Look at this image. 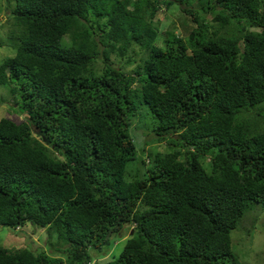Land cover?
I'll list each match as a JSON object with an SVG mask.
<instances>
[{
  "label": "trees",
  "instance_id": "1",
  "mask_svg": "<svg viewBox=\"0 0 264 264\" xmlns=\"http://www.w3.org/2000/svg\"><path fill=\"white\" fill-rule=\"evenodd\" d=\"M198 1L12 0L0 86L25 117L0 118V230L57 242L22 233L0 264H92L132 229L104 264H243L231 231L264 207V0ZM173 4L180 34L155 20Z\"/></svg>",
  "mask_w": 264,
  "mask_h": 264
},
{
  "label": "rangeland",
  "instance_id": "2",
  "mask_svg": "<svg viewBox=\"0 0 264 264\" xmlns=\"http://www.w3.org/2000/svg\"><path fill=\"white\" fill-rule=\"evenodd\" d=\"M11 5L12 0H0V63L4 58L10 57L15 53L14 47L12 46L14 43H12V39L8 36L9 32H6L10 29ZM193 5L195 7L198 6L199 1L193 0ZM183 17H186L185 14L181 12L176 4H173L169 7L162 6L156 13L155 20H159L160 29L165 30L172 28L176 33L180 34V20H183L185 23L187 22ZM249 29L256 30L255 27H249ZM96 65L98 68L101 67V62L97 61ZM14 99L9 88L0 86V118L8 117L15 122H21L24 120L25 113L18 111ZM151 121H153V119L150 117L149 111L146 107L141 106L134 118L132 135L138 144L143 145V141H145V149L149 147L146 141L152 140L151 133L153 132L151 124H149ZM151 145L156 146L157 150L160 152L168 150V146L164 141H154L151 142ZM144 159L147 163L148 158L146 153ZM130 167L133 168L132 173L130 172ZM136 168V163L130 162L127 167V176L135 174L137 172ZM16 230L19 232L16 233L15 236L8 231L0 230V243L8 242L7 244L10 245V241L24 234L29 237V240H35L40 246L50 252V244H56L57 242L55 233L48 235L47 229L34 226L32 223H27L23 227L16 228ZM128 236H130V234L126 232L123 237L116 239L106 254L99 256V261L93 259L92 264H95V262L104 264L107 259H110L112 256H117L122 250L125 239ZM231 240L232 250L243 264H264V207L258 203L252 204L240 218L237 227L231 231ZM52 253L65 258L62 253Z\"/></svg>",
  "mask_w": 264,
  "mask_h": 264
},
{
  "label": "clouds",
  "instance_id": "3",
  "mask_svg": "<svg viewBox=\"0 0 264 264\" xmlns=\"http://www.w3.org/2000/svg\"><path fill=\"white\" fill-rule=\"evenodd\" d=\"M21 112V111H20ZM22 113V112H21ZM132 231H133V229H132ZM130 232H131V230H130ZM131 235V234H130ZM115 241V240H114ZM114 243V242H113Z\"/></svg>",
  "mask_w": 264,
  "mask_h": 264
},
{
  "label": "water",
  "instance_id": "4",
  "mask_svg": "<svg viewBox=\"0 0 264 264\" xmlns=\"http://www.w3.org/2000/svg\"><path fill=\"white\" fill-rule=\"evenodd\" d=\"M132 233H133V231L131 230L130 234H132Z\"/></svg>",
  "mask_w": 264,
  "mask_h": 264
}]
</instances>
